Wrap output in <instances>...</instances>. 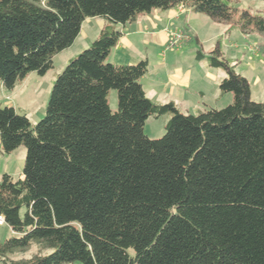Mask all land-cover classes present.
Segmentation results:
<instances>
[{
  "label": "trees",
  "instance_id": "1",
  "mask_svg": "<svg viewBox=\"0 0 264 264\" xmlns=\"http://www.w3.org/2000/svg\"><path fill=\"white\" fill-rule=\"evenodd\" d=\"M179 4L229 33H264V14L223 0H0V82L9 90L51 68L85 18L105 20L57 75L35 124L0 105V152L26 150L21 178L0 175V215L12 234L0 240V264H264V99H251L220 39L207 65L224 71L219 94L232 99L194 113L147 97L146 58L108 60L116 24ZM166 112L164 133L145 135V120ZM32 243L46 252L10 257Z\"/></svg>",
  "mask_w": 264,
  "mask_h": 264
},
{
  "label": "rangeland",
  "instance_id": "2",
  "mask_svg": "<svg viewBox=\"0 0 264 264\" xmlns=\"http://www.w3.org/2000/svg\"><path fill=\"white\" fill-rule=\"evenodd\" d=\"M234 3L239 8H245L252 13L264 14V0H223ZM192 17L189 20L188 27L197 35V39L202 47L205 57L201 60H193L191 58V52L197 45L192 41H187L185 45H181L179 48L167 49L166 54L175 56L181 49L185 52L183 61L181 62L175 57L173 62L176 64H169L171 59L169 57L168 64L174 70L177 67H181L185 70L187 67H191L192 82L188 89V97L184 101L177 99L169 100L162 93L158 98H155L151 92L148 91L146 79L140 80L147 91V95L153 101H159V103H166L173 101L177 108L183 113H194L198 108H202L204 105L212 107H223L228 104L230 99V92L223 93V97L217 98L218 80L206 72H212L213 74H220L221 77L225 75L224 71L214 67H208L207 65V52L213 47L217 39H220V50L227 59L235 63V71L244 75L250 83L251 99L254 101H260L264 99V33L251 32L243 34L239 30H233L230 33L226 31V25L213 21L209 16L199 12H193ZM99 17H88L81 23V28L77 36L74 38L71 45L60 50L52 57V67L49 68L44 74H38L36 71H32L21 81L18 82L11 90L0 88V105H12L16 112L25 114L30 120L31 124H35L45 113V107L50 95L52 84L57 75L62 71L66 63L83 49L87 48L93 39L97 37L100 28ZM144 34H141L138 38H143ZM162 46H155V53L161 52ZM176 49V50H175ZM175 50V51H174ZM195 50V49H194ZM145 48L140 45L138 51H133L135 58L138 60L145 57ZM169 51V52H167ZM174 51V52H173ZM137 52L138 55H137ZM190 53V57H189ZM160 54V53H159ZM110 57H108L109 60ZM110 61V60H109ZM137 61V60H135ZM193 64L192 66H190ZM208 68V69H207ZM171 70L170 73H173ZM177 73V72H176ZM195 74L199 77H196ZM154 76V72H151ZM163 71L157 77H161ZM199 86V87H198ZM203 90L204 96L199 94V90ZM2 92L4 94H2ZM6 96V97H5ZM108 103L112 111L117 108V93L115 89H110L108 93ZM170 113H162L157 116H149L143 125V132L145 135L151 138L160 137L164 131L165 126L170 118ZM26 150L23 145L17 146L9 153L0 152V175L3 172L10 173L14 178L16 174L22 170L25 161ZM10 228L3 223L0 225V239L11 236ZM38 246L32 243L25 250H18L10 254L11 258H26L30 257L36 252H40ZM41 252H46L42 250ZM64 264H78L64 263Z\"/></svg>",
  "mask_w": 264,
  "mask_h": 264
},
{
  "label": "crops",
  "instance_id": "3",
  "mask_svg": "<svg viewBox=\"0 0 264 264\" xmlns=\"http://www.w3.org/2000/svg\"><path fill=\"white\" fill-rule=\"evenodd\" d=\"M192 13L193 11L187 5L175 6L168 9L153 8L148 13L140 14L136 16L134 20L125 23L124 25H121L119 23L116 24L115 27L120 30V35L115 46L109 53L108 57H110V62L113 64H128L137 62L138 57L137 59L135 58L133 51H138L141 45L145 48L144 58H146L148 61V71L145 73L149 79L147 82L148 91L151 92V94L155 98H158L160 94L163 93L165 97L169 98V100L177 99L180 101H184L186 98H189L188 89L192 82L193 70L191 69V67H187L185 70H182L181 67H177L175 70L173 68L171 69L169 64H176L173 61L177 58L182 62L185 52L181 49H178L177 51L180 52L177 55L173 54L176 58L173 59V56L166 54L165 50L167 49H165V44L169 30H179L188 34L189 39L187 41L189 42L193 40L194 36L197 38V35L193 31L194 29L188 27V22L192 17ZM100 19L101 20L98 21L100 24V28H102L105 20L103 18ZM100 28L98 29V31L100 30ZM141 34H144L145 36L140 39L138 37ZM187 41L181 43L180 46L185 45ZM156 45L162 46L161 52H159L160 54L154 52ZM194 49H196V47L193 48L191 52V58H193V60H197L195 57ZM138 53L139 52H137V55ZM169 57L171 59V62H169L168 64ZM191 63L192 62H190V64ZM192 65L193 64H191L190 66ZM171 70H174L173 73H170ZM152 71L154 72V76L151 75ZM161 71H163V75L161 77H157V75H159ZM206 73L213 76L218 80V82L222 78L220 74L215 75L209 71H207ZM145 74L141 76L139 80L146 79ZM195 76L199 77L196 74ZM140 83L143 90L145 91V94L147 95V91L143 85V82ZM0 88L3 89L1 82ZM2 91L3 90H1V92ZM198 92L200 95L204 96L203 90L200 89ZM2 94L4 93L2 92ZM147 97L151 99L148 95ZM216 97L219 99L223 97V95H220L217 92ZM230 99H232V95H230ZM16 176L21 178L22 172L19 171Z\"/></svg>",
  "mask_w": 264,
  "mask_h": 264
},
{
  "label": "built area",
  "instance_id": "4",
  "mask_svg": "<svg viewBox=\"0 0 264 264\" xmlns=\"http://www.w3.org/2000/svg\"><path fill=\"white\" fill-rule=\"evenodd\" d=\"M178 6H183L179 4ZM189 39V35L179 31V30H169L167 35V40L165 44V49L177 48L181 43L187 41ZM4 223L3 217L0 215V225Z\"/></svg>",
  "mask_w": 264,
  "mask_h": 264
}]
</instances>
